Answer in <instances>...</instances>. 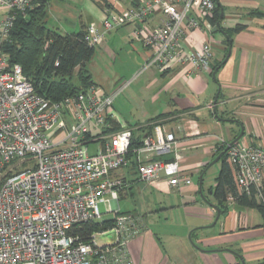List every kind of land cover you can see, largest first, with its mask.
<instances>
[{"label": "built area", "instance_id": "1", "mask_svg": "<svg viewBox=\"0 0 264 264\" xmlns=\"http://www.w3.org/2000/svg\"><path fill=\"white\" fill-rule=\"evenodd\" d=\"M42 1L0 0L5 13L0 16V264H134L129 245L145 232L146 220L138 213H120L114 205L136 181L181 189L192 179L183 170L178 137L160 123L133 150L137 175L130 179L124 170L132 167L127 155L135 133L131 128L108 133L114 103L152 68L164 73L179 66L187 76L213 72L212 44L191 49L184 41L189 34L213 29L216 0H144L89 24L82 40L97 48L119 27L157 13L163 17L159 27L134 30L133 38L149 55L131 81L109 94L94 84L60 102L36 93L22 67L10 64L4 51L18 15ZM223 148H228L226 160L238 194L250 195L254 189L261 198L264 149L219 138L214 151ZM162 156L170 158H155ZM227 199L235 202L233 195ZM100 204L115 217L104 220ZM107 221H113L110 228L87 236L73 232L77 226Z\"/></svg>", "mask_w": 264, "mask_h": 264}, {"label": "crops", "instance_id": "2", "mask_svg": "<svg viewBox=\"0 0 264 264\" xmlns=\"http://www.w3.org/2000/svg\"><path fill=\"white\" fill-rule=\"evenodd\" d=\"M72 1L71 6L75 11L83 13L79 20H71L74 24L67 21L69 25L64 24L62 28L49 25L51 10L50 0L47 1L49 28L62 35L79 33L85 31L91 23H102L107 13L126 12L144 0ZM233 4L244 9L242 14L229 12ZM216 5L218 21H215L213 29L207 34L199 31L189 34L184 41L185 46L191 49H199L206 42L212 44L213 72L187 76L179 66L164 73L156 68L150 69L149 81L130 90L132 93L146 91L152 94L151 104L144 110V118L148 119L139 123L138 130L142 132L139 135L117 110L112 113V120L118 129L131 128L135 137L141 139L151 130L148 127L150 120L160 115L168 116L160 124L164 130L173 131L178 137L184 156L183 170L191 179L195 174L203 176L201 189L194 181L181 189L162 184L156 188L137 181L133 183L128 190L131 196L135 195L132 191L134 187L142 193L153 189L167 195L168 205L162 206L160 210L171 214L180 213L182 220L177 226L176 238H172L173 235L168 238V235L154 233L148 216L140 214L146 220V230L129 245L134 264H264V214L237 202L227 200L219 204L213 193L215 184L208 190L209 198L205 195L206 200L200 198L204 194L205 175L212 167L209 165L217 158L214 148L218 146L219 138L231 144L243 129L244 134L240 140L264 149V18L256 15L258 12L264 13V0H216ZM60 13L67 15L63 11ZM4 14V11H0V16ZM162 18L157 13L142 23L119 27L107 34L100 48L113 57L115 48L131 49L130 53L134 52V56L129 58L132 59L130 72H135V75L149 54L142 43L133 38V32L137 27H159ZM238 26L244 29L232 33ZM215 28H218L216 32L213 31ZM217 32L221 33V39H216ZM230 48L231 54L224 63ZM90 76L105 94L117 89L115 80L110 82L107 77L98 82ZM219 89L217 117L213 104ZM155 158L169 159L170 156ZM217 164H220V172L221 163ZM127 175L136 180V170L132 167L127 170ZM255 197L264 206V194L261 198L257 195ZM208 203L221 211L216 223L217 210ZM114 207L119 208L117 204Z\"/></svg>", "mask_w": 264, "mask_h": 264}, {"label": "trees", "instance_id": "3", "mask_svg": "<svg viewBox=\"0 0 264 264\" xmlns=\"http://www.w3.org/2000/svg\"><path fill=\"white\" fill-rule=\"evenodd\" d=\"M47 1L43 0L38 7L28 11L25 16L18 15L11 36L4 45V51L9 56L10 64H18L22 67L25 77L33 84L36 93L52 102H60L94 85L92 77L86 70V65L93 57L96 48L89 47L83 42L85 31L62 35L49 28ZM256 15L264 18V13L258 12ZM215 21H218L217 11ZM243 29V26H238L232 33H238ZM56 63L59 65L56 66ZM166 117L168 116L160 115L150 120L148 127L152 128L153 125L160 123ZM110 122L113 125V129H111L113 132L120 131L114 120ZM140 146H142L141 138L134 137L127 155L134 170H136L137 162L133 150ZM224 151L225 148L220 149L216 156ZM226 158L227 153L225 152L218 162L221 163V169L213 192L216 201L222 204L227 202L229 195H233L235 202L239 205L256 208L264 214V206L257 202L254 189L251 190L250 195L238 194L232 169ZM112 224L113 221L103 224H85L75 227L73 232L87 236L91 232L108 229Z\"/></svg>", "mask_w": 264, "mask_h": 264}, {"label": "rangeland", "instance_id": "4", "mask_svg": "<svg viewBox=\"0 0 264 264\" xmlns=\"http://www.w3.org/2000/svg\"><path fill=\"white\" fill-rule=\"evenodd\" d=\"M72 0H50V10L51 16H49L50 23L57 25V27H63L64 24L69 25L67 23H73V18L79 20L80 14L82 11H75V8L71 6ZM60 11L67 13V15H62ZM244 9H241L237 6V4H233L229 7V12L242 14ZM83 19L87 21L85 15H83ZM56 20V21H55ZM56 23V24H55ZM77 30V29H76ZM216 39H221V33H215ZM215 38V37H214ZM98 46L96 48L95 55L93 58L87 63L86 70L89 75L93 76V79L98 81L102 80V78L110 79V82L115 80V84L117 88L122 86L123 84L131 81L134 77V73H131L130 66L132 59L130 57L134 56V52L131 49L125 47V49H116L115 57L109 55L103 49ZM130 48V47H129ZM129 51V52H128ZM154 69V68H152ZM131 73V74H130ZM151 70L145 72L137 79L131 82V87L129 85V89L127 88L116 100L114 103V109L117 110L123 119H125L128 123H131L136 131V134H141V130H138L139 123L147 120L144 118V110L145 107H149L151 104V92H134L130 91L133 87H138L142 83L149 81ZM146 82V83H147ZM102 86V85H101ZM103 87V86H102ZM116 90V89H115ZM137 91V90H136ZM137 123V124H136ZM108 133L113 132L111 129L107 130ZM95 148L94 145L90 146V149L93 150ZM220 164H215L212 166L207 174L205 175V179L203 181V193L200 195V198L204 201L206 198L204 195L209 198L208 190L215 184V180L219 175L218 167ZM23 167H27L25 164ZM22 166H15L16 170L23 168ZM125 172L127 170H124ZM200 175L195 174L192 178V181L199 187ZM134 196L129 194L127 191L124 197H121L118 201L117 206L119 207L120 213H138V214H146L149 218V224L151 225V229L154 233H160L161 236L163 234L168 235L170 238H176L174 235H178L177 226L182 223L181 214L176 213L178 215L171 214L170 212H166L164 210H160L162 206L168 205V196L164 195L160 192L154 191L153 189H148L146 192L142 193L138 191L137 187L132 189ZM100 210L104 214V220L113 219L115 217L114 212L107 213V206L105 204H100ZM182 217H184L182 215ZM183 219V218H182ZM177 224L172 225L177 222ZM166 238V237H165Z\"/></svg>", "mask_w": 264, "mask_h": 264}, {"label": "water", "instance_id": "5", "mask_svg": "<svg viewBox=\"0 0 264 264\" xmlns=\"http://www.w3.org/2000/svg\"><path fill=\"white\" fill-rule=\"evenodd\" d=\"M217 29H218V28H215L213 31L216 32ZM230 54H231V48L229 49L228 56L226 57L224 63L227 61V59H228V57L230 56ZM219 94H220V89H219L218 94L216 95V98H215V101H214V104H213V105H214V107H213V109H214V113H215L217 116H218V114H217V111H216V106H217V104H218ZM243 134H244V130L242 129L241 134H240V135H239V136H238L233 142H231L230 145H233L234 143L238 142V141L243 137ZM228 148H229V147H228ZM228 148H226V150H225L223 153H221L220 155H218L217 158H216V159H215V160L209 165V167H211V166L217 164V163L219 162V160L221 159L222 155L228 150ZM202 179H203V176L200 177V183H199V185H200V186H199L200 189H201V187H202ZM201 194H202V193H201ZM208 204L212 205L211 203H208ZM212 206H214V208L217 210V218H216V221H215V223H216V222L218 221V219L220 218L221 211H220L215 205H212Z\"/></svg>", "mask_w": 264, "mask_h": 264}]
</instances>
